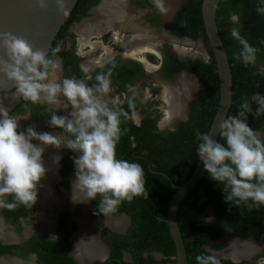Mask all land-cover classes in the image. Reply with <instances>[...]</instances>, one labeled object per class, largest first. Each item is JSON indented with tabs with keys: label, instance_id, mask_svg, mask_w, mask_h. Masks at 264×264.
<instances>
[{
	"label": "flooded vegetation",
	"instance_id": "af4514ba",
	"mask_svg": "<svg viewBox=\"0 0 264 264\" xmlns=\"http://www.w3.org/2000/svg\"><path fill=\"white\" fill-rule=\"evenodd\" d=\"M196 1L166 0L170 11L162 15L151 0H81L62 36L55 41L75 5L47 51L51 56L52 50L58 48L56 57L61 62V70L51 78L62 80L75 77L93 86L97 84L96 75L107 73L111 68V90L102 96L103 102L114 110L130 106L129 116L136 126L152 121L154 133L176 132L179 125L188 122L195 109L200 107L202 87L194 72L183 68L175 71L178 64L174 65V60H210L202 37L194 39L188 34L182 35L188 22L194 20L191 15L197 7ZM232 19L235 21L236 16ZM86 22L91 28L97 26L99 29L83 37L80 27ZM104 42H110L111 48L103 49ZM195 42L203 48L201 56L189 55L192 51L183 46L195 45ZM182 49L185 52H181ZM99 50L102 51L101 55H98ZM187 75L194 78L193 86L189 84ZM190 86L194 88L192 93ZM169 92L172 93V102L178 103L172 107V112L179 108L174 115L169 110ZM63 99L60 98V105L49 106L32 104L19 97L9 114L20 119L22 129L33 126L38 132L58 135L62 130L51 128L46 122L51 112L62 105ZM145 102L149 104L148 108L142 105ZM58 114L66 115L67 112ZM75 155L63 146L46 147L43 160L47 172L40 182L42 186L39 187L32 208L23 204H18L14 209L0 207V264H73L70 259L75 264H109L110 235H125L130 218L126 214L113 216L111 212L97 216L94 215V204L91 201H74L73 196L84 199L82 193L73 190ZM57 156L62 157L59 163L56 162ZM198 192L202 194V189L199 188ZM6 201L13 202L8 199ZM204 201L205 196H201L198 204ZM200 217L204 219L202 225L212 221L213 206L207 205ZM109 221H117L119 226L115 227ZM70 229L67 239L71 243L69 249L66 250V245H55L62 232ZM216 242L221 245L220 249L205 248L215 256L218 263L228 259L234 262L246 261L248 264H259L256 260H260V264H264L263 232L255 239L253 234L247 237L235 236L227 228ZM232 242L244 247V255L237 258L231 256L229 250ZM238 248L240 246H236ZM151 254L158 260L164 258L160 252ZM122 261L132 262L129 251L123 250Z\"/></svg>",
	"mask_w": 264,
	"mask_h": 264
},
{
	"label": "clouds",
	"instance_id": "9594fccd",
	"mask_svg": "<svg viewBox=\"0 0 264 264\" xmlns=\"http://www.w3.org/2000/svg\"><path fill=\"white\" fill-rule=\"evenodd\" d=\"M37 2L40 8L47 7V0ZM61 2L57 0L58 5ZM151 2L162 15L170 11L166 0ZM258 4L257 13L264 15V0H258ZM231 35L240 46L233 59L264 75V63H258L257 58L260 49L238 29L234 28ZM0 47L7 55V59L0 58V74L14 84L18 96L32 104L49 106L60 105V98H64L46 122L49 127L62 130L58 135L38 132L33 126L22 129L20 119L0 106V207L14 209L23 204L32 208L47 172L43 153L48 146H63L76 153L73 190L82 193L84 199L73 196L74 201L90 202L99 196V212L107 213L115 211L123 201L131 202L143 194L146 189L142 166L116 156L122 113L102 100L111 90L112 69L97 74V84L93 86L75 77L57 80L51 77L61 70L56 57L58 48L49 56L45 50H34L25 38L12 32L0 33ZM238 109L220 124L219 139L209 132L196 131V156L210 179L222 187L227 202L258 209L264 205V130L251 127L248 117L264 115V94L256 92L250 98H242ZM62 111L67 114L59 115ZM61 159L57 156L56 162ZM9 195L14 202L6 201ZM195 259L197 264H218L213 254L197 255Z\"/></svg>",
	"mask_w": 264,
	"mask_h": 264
},
{
	"label": "trees",
	"instance_id": "16d2710c",
	"mask_svg": "<svg viewBox=\"0 0 264 264\" xmlns=\"http://www.w3.org/2000/svg\"><path fill=\"white\" fill-rule=\"evenodd\" d=\"M77 0L70 12L68 20L61 27L55 41L62 36L66 26L70 23L74 11L80 6ZM196 8L191 15V22L182 30V35L192 38L202 37L208 48L210 60L202 62L200 59L174 60V70L185 69L194 72L201 84L200 107L193 112L191 119L179 125L176 132L154 133L152 121L143 122L136 126L130 119V106L119 109L121 115L122 135L116 146L118 159L139 163L144 170L145 192L135 196L131 202L123 201L113 216L126 214L130 218V225L125 235L111 233L109 247L111 251L109 264H172L175 255V246L170 236L168 225L165 222L166 210L171 196L176 191L175 185L183 184L193 173L198 157L196 156V131L208 132L219 101L220 84L212 51L209 47L201 17V0L196 1ZM258 0H220L215 20L219 35L226 49L232 74V103L227 116L235 115L242 98H250L252 94H264V75H258L254 67H245L233 59V53L239 51L238 41L231 32L238 29L250 44L258 47V63H264V15L257 13ZM236 16V20L232 19ZM50 55V53H49ZM204 104H203V103ZM255 108V105H253ZM249 124L254 129L264 128V115L248 117ZM219 139V136H218ZM199 188L202 194H199ZM205 196L206 201L198 204L199 198ZM8 201H13L11 195ZM97 200L94 204V215L100 216ZM14 202V201H13ZM211 204L214 208V219L207 225H202L204 219L200 214ZM22 205V204H21ZM23 206V205H22ZM9 212V211H8ZM69 219V216H67ZM177 223L184 241L186 257L189 264H197V255H207L210 249H220L216 239L225 230L230 229L232 234L247 237L253 234L258 239L260 232L264 238V206L240 204L234 205L224 199L222 187L210 179L205 171L198 185L180 202L177 208ZM73 229V228H72ZM70 230H64L55 245L67 246ZM123 250L129 251L132 262H123ZM160 252L164 258L156 259L151 253ZM146 253V255H144ZM70 261L75 264L74 261ZM58 263V262H56ZM218 264H248L246 261L234 262L228 259L220 260Z\"/></svg>",
	"mask_w": 264,
	"mask_h": 264
},
{
	"label": "water",
	"instance_id": "95a60500",
	"mask_svg": "<svg viewBox=\"0 0 264 264\" xmlns=\"http://www.w3.org/2000/svg\"><path fill=\"white\" fill-rule=\"evenodd\" d=\"M77 0H47V7L40 8L37 0H0V33L12 32L25 38L35 49L48 51L51 42L59 28L64 24L69 12ZM220 0H201V17L209 47L218 74L220 93L219 101L208 132L218 139L219 126L226 118L232 103L233 85L228 55L219 29L215 14ZM0 58L7 59L6 50L0 47ZM14 84L0 74V106L8 112L19 101ZM205 173L202 162L198 159L191 176L171 196L165 222L175 246V255L171 257L172 264H189L186 257L184 241L177 223V208L180 202L198 185ZM235 261V260H233Z\"/></svg>",
	"mask_w": 264,
	"mask_h": 264
},
{
	"label": "bare ground",
	"instance_id": "6f19581e",
	"mask_svg": "<svg viewBox=\"0 0 264 264\" xmlns=\"http://www.w3.org/2000/svg\"><path fill=\"white\" fill-rule=\"evenodd\" d=\"M102 11H104V10H102ZM89 24V23H88ZM87 24V22L84 24V26H82V27H80V29L82 30V32H83V37H85V36H88V34H91V33H95L96 32V30H98L99 29V27H97V26H93V28H91L89 25ZM97 24V23H96ZM146 40V39H145ZM128 44V43H127ZM181 52H185V50L184 49H182L181 50ZM185 95V94H184ZM172 96V93L171 92H169V110H170V114L171 115H174L178 110H179V108H176L175 110H174V112H172L171 110H172V107H176L177 105H178V103L176 102V103H173L172 102V98L173 97H171ZM170 115V116H171ZM181 115V114H180ZM180 117V116H179ZM106 221V220H105ZM108 222V221H107ZM113 226H115V227H117V226H119L118 225V223H117V221H109ZM88 224V223H87ZM90 225V224H89ZM83 227V226H82ZM88 227V226H87ZM90 227V226H89ZM88 230V229H87ZM83 231H84V229H83ZM242 243V242H241ZM236 246H240V248H238V249H236ZM233 248V249H232ZM244 247H241V245L240 244H235V243H231V248H230V250H229V253L231 254V256L232 257H234V258H237L238 256H241V255H244ZM224 256H228V255H224ZM85 261V260H84Z\"/></svg>",
	"mask_w": 264,
	"mask_h": 264
},
{
	"label": "rangeland",
	"instance_id": "374dc122",
	"mask_svg": "<svg viewBox=\"0 0 264 264\" xmlns=\"http://www.w3.org/2000/svg\"><path fill=\"white\" fill-rule=\"evenodd\" d=\"M103 39H104V37H103ZM91 40H94V38L93 39H91ZM111 46H112V44H110V42L108 43V42H104V44H103V46H102V48L104 49V48H106V47H108V48H111ZM184 46V48H186L187 50H189V51H192V53H190L189 55H193V56H201L203 53H202V46H201V44L200 43H196L195 42V45H188V44H184L183 45ZM81 50H82V48H81ZM99 54L98 55H101L102 54V51L101 50H99V52H98ZM205 57V56H204ZM187 77H188V79H189V84L191 85V86H193L194 84V78L193 77H191V76H188L187 75ZM189 87V89H190V91H191V93H192V90L194 89V88H192V87ZM145 97H146V95H144ZM142 105L143 106H145L146 108H148L149 107V104L147 103V102H145V104H143L142 103ZM261 130H264V128H262ZM112 218V217H111ZM114 218V217H113ZM122 218V217H121ZM259 264H260V260H256Z\"/></svg>",
	"mask_w": 264,
	"mask_h": 264
}]
</instances>
